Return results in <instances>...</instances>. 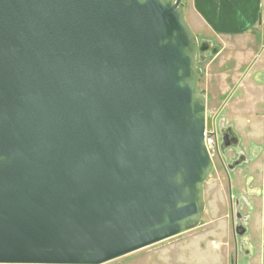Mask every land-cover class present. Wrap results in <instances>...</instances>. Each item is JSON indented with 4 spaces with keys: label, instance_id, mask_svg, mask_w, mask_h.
Returning a JSON list of instances; mask_svg holds the SVG:
<instances>
[{
    "label": "water",
    "instance_id": "1",
    "mask_svg": "<svg viewBox=\"0 0 264 264\" xmlns=\"http://www.w3.org/2000/svg\"><path fill=\"white\" fill-rule=\"evenodd\" d=\"M208 49L182 0H0V264H104L199 225Z\"/></svg>",
    "mask_w": 264,
    "mask_h": 264
},
{
    "label": "rangeland",
    "instance_id": "2",
    "mask_svg": "<svg viewBox=\"0 0 264 264\" xmlns=\"http://www.w3.org/2000/svg\"><path fill=\"white\" fill-rule=\"evenodd\" d=\"M186 19L194 26L189 16H186ZM195 34H198L199 42L207 41L209 48L197 57L198 66L203 70V75L205 72L204 78L202 75L199 81V88L204 92L207 77L211 78L209 96L212 97L213 102H209V110H211L209 112L212 116L215 110L223 109L216 124L220 130L230 126L237 135L239 143L230 145L227 149H222L220 145L218 154V151L212 147L215 138L210 136L211 132H215L218 127L211 130L208 138L205 137L214 166L204 183L205 210L196 228L116 258L107 262L108 264L115 262L119 264H216L220 262L221 257L224 258L223 264H236L237 259H243L258 240V228L253 227L252 220L255 207L249 196L254 191L261 193L264 188L262 166L264 118H260L262 89L256 86L253 90L244 91L246 88L243 85L241 87L236 85V80L243 75L245 66L252 65L255 58L244 59L241 66L240 62H237V67L232 68L231 72L236 73L232 75V78L226 79L221 74L223 71L218 61L209 64L210 59L206 60L219 53L218 49H221L224 43H220L219 38L211 40L212 35L209 32L206 34L211 35L210 37H206L205 32ZM238 44L251 48L255 55L260 47V42L253 38L240 42L229 40L226 43L228 47ZM212 49H215V52H212ZM224 53L225 50L222 48L218 58ZM233 57L239 56L228 55L219 61L227 62ZM258 80L264 82V73L261 71L258 72ZM254 101L257 102V111H255ZM255 123L258 124L257 127H254ZM221 156L224 162H227L226 164L231 163L235 168L226 170V164H223ZM236 162L237 164L234 165ZM256 198L259 199V197ZM235 213H240L241 216L235 219ZM235 224L242 225L245 232L240 235L235 234ZM248 259L252 260V264H257L253 254ZM247 260L245 263L250 264Z\"/></svg>",
    "mask_w": 264,
    "mask_h": 264
},
{
    "label": "crops",
    "instance_id": "3",
    "mask_svg": "<svg viewBox=\"0 0 264 264\" xmlns=\"http://www.w3.org/2000/svg\"><path fill=\"white\" fill-rule=\"evenodd\" d=\"M182 2L185 5V15L189 16L190 20L192 19L194 22L193 26L189 23L190 21L187 20L195 33L202 34L205 32L206 34V32H209L212 36H208L206 34V37L211 36V40L212 38H219V42L224 43L222 48H224L225 53L218 58L222 48L218 49L219 53L210 59L209 64L218 61L221 64V71H223L221 74L224 75L226 79L232 78V75L236 73L231 72L233 70L232 68L237 67V62H240L241 66L244 59L248 57L255 58L252 65L248 64L245 66L243 75L236 80V85L237 87H241L243 85L246 88L244 91L247 89L253 90L256 86L261 87L262 105H260V118H264V82H260L258 80V72L261 71L264 73V0H182ZM252 38L260 42V47L258 53L256 54L257 56L254 54V50H251V48L245 47L241 44L232 47H228V44L226 45L229 40L240 42L244 39L250 40ZM235 54L239 57H233V59H230L231 61L228 60L230 62L223 61L221 63L219 61L221 58L225 59L226 56ZM210 80L211 78L207 77V85L204 88V92H202L205 94L208 101L213 102L212 97L209 96ZM257 102L254 101L255 111H257ZM257 126L258 124L255 123L254 127ZM262 166L264 168V160ZM263 194L264 188L261 193L254 191L249 196L255 207V210L252 213V220L253 227L256 226L258 228V240L254 243L250 252L247 253L243 259H237L236 264H246L245 261L252 254L255 257L257 264H264ZM256 197H259V199ZM237 256H239V254H237ZM223 261L224 258L221 257L220 262L216 264H223ZM249 261L250 260L248 259L247 262ZM251 262L252 260L250 261V264H252ZM112 264H119V262Z\"/></svg>",
    "mask_w": 264,
    "mask_h": 264
},
{
    "label": "flooded vegetation",
    "instance_id": "4",
    "mask_svg": "<svg viewBox=\"0 0 264 264\" xmlns=\"http://www.w3.org/2000/svg\"><path fill=\"white\" fill-rule=\"evenodd\" d=\"M202 70V69H201ZM202 75H203V70H202ZM203 93V92H202ZM204 94V93H203ZM205 95V94H204ZM228 96V95H227ZM206 98V97H205ZM225 99V98H224ZM223 99V100H224ZM209 102L210 101H208L207 99H206V117L208 118V119H210L211 120V122H212V128H210L209 130H207L206 131V133H205V137H209V134H210V132H211V130H214V129H216L218 126H217V124H216V121H217V119H220V114L222 113V111H223V109L222 110H219V111H217V110H215V112H213V115L211 116V114H210V112L209 111H211V110H209ZM223 105V104H222ZM215 113H217V114H219L218 116H216L217 114H215ZM215 117V118H214ZM235 135L236 136V141H235V143H232V137H231V135ZM210 136H213L214 138H215V141H213V148L214 149H216L217 151H218V148L220 147V145L222 146V149L223 148H225V149H227V148H229V146L230 145H233V144H237V143H239V140H238V137H237V135L235 134V132L232 130V128L230 127V126H225L223 129H219V127H218V129H216V131L215 132H211V135ZM207 137V138H208ZM206 138V139H207ZM225 142H227L228 144H224ZM207 144V143H206ZM207 148H208V150H209V147L207 146ZM212 148V152H214V149ZM209 154H210V157H211V159H212V162H213V166H214V161H213V157H212V154H211V152H210V150H209ZM218 154H219V151H218ZM221 158V160H223V158H222V156L220 157ZM223 162V164L225 165L226 163L224 162V160L222 161ZM235 164H237V162L236 163H234V165ZM232 167H234V166H232V164L231 163H228V164H226V170H228V169H232ZM235 168V167H234ZM233 168V169H234ZM229 172V171H228ZM239 215H240V213L238 214V213H235L234 214V218L236 219V218H239ZM241 216V215H240ZM234 222V221H233ZM235 226H237V224H235L234 225V227Z\"/></svg>",
    "mask_w": 264,
    "mask_h": 264
},
{
    "label": "trees",
    "instance_id": "5",
    "mask_svg": "<svg viewBox=\"0 0 264 264\" xmlns=\"http://www.w3.org/2000/svg\"><path fill=\"white\" fill-rule=\"evenodd\" d=\"M200 53H198V55H199ZM209 59H211V56L210 57H208L206 60H209Z\"/></svg>",
    "mask_w": 264,
    "mask_h": 264
},
{
    "label": "built area",
    "instance_id": "6",
    "mask_svg": "<svg viewBox=\"0 0 264 264\" xmlns=\"http://www.w3.org/2000/svg\"><path fill=\"white\" fill-rule=\"evenodd\" d=\"M263 199H264V194H263Z\"/></svg>",
    "mask_w": 264,
    "mask_h": 264
}]
</instances>
